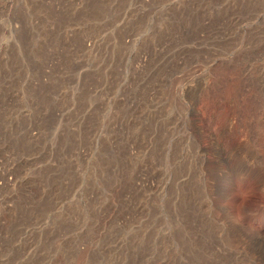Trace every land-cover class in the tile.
<instances>
[{"label": "rangeland", "instance_id": "rangeland-1", "mask_svg": "<svg viewBox=\"0 0 264 264\" xmlns=\"http://www.w3.org/2000/svg\"><path fill=\"white\" fill-rule=\"evenodd\" d=\"M262 192L264 0H0V264H264Z\"/></svg>", "mask_w": 264, "mask_h": 264}, {"label": "clouds", "instance_id": "clouds-1", "mask_svg": "<svg viewBox=\"0 0 264 264\" xmlns=\"http://www.w3.org/2000/svg\"><path fill=\"white\" fill-rule=\"evenodd\" d=\"M255 208L256 211L264 212V192L258 193V199L253 200L251 204L247 202V198L241 200L235 205L234 211L238 218L243 219L248 211Z\"/></svg>", "mask_w": 264, "mask_h": 264}, {"label": "bare ground", "instance_id": "bare-ground-1", "mask_svg": "<svg viewBox=\"0 0 264 264\" xmlns=\"http://www.w3.org/2000/svg\"><path fill=\"white\" fill-rule=\"evenodd\" d=\"M229 217H230L232 228L235 230L236 235L240 237V243H243L246 245V240L258 239V236L252 235L248 233V231L245 228L240 227L232 216H229Z\"/></svg>", "mask_w": 264, "mask_h": 264}]
</instances>
